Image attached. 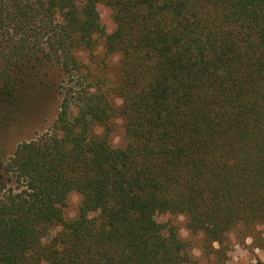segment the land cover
Listing matches in <instances>:
<instances>
[{"label":"trees","instance_id":"obj_1","mask_svg":"<svg viewBox=\"0 0 264 264\" xmlns=\"http://www.w3.org/2000/svg\"><path fill=\"white\" fill-rule=\"evenodd\" d=\"M97 35L114 80L78 56ZM45 65L58 111L0 163V264H183L163 211L210 245L264 225V0H0V108Z\"/></svg>","mask_w":264,"mask_h":264},{"label":"rangeland","instance_id":"obj_2","mask_svg":"<svg viewBox=\"0 0 264 264\" xmlns=\"http://www.w3.org/2000/svg\"><path fill=\"white\" fill-rule=\"evenodd\" d=\"M96 10L102 26L107 32L112 31L114 23L109 8L97 1ZM103 41V36H95L94 49L80 52L78 56L91 68L101 60L104 61L110 78L114 80L117 75L118 56L111 55L107 58L104 55ZM62 78L63 72L58 66H38L20 100L0 108V163L14 152L20 142L38 137L51 129L60 102L59 84ZM113 138L114 143L121 141L120 128ZM66 202L64 216L72 219L78 213L80 195L71 192ZM157 220L175 225L179 237L187 243L189 259L183 264H264L263 224L254 225L241 236L232 231L222 244L214 242L210 245L205 241L202 232H191L186 227L185 216L182 214L163 211L157 216Z\"/></svg>","mask_w":264,"mask_h":264}]
</instances>
